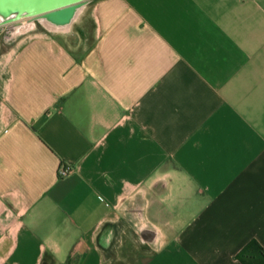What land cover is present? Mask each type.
Instances as JSON below:
<instances>
[{
    "label": "crops",
    "instance_id": "1",
    "mask_svg": "<svg viewBox=\"0 0 264 264\" xmlns=\"http://www.w3.org/2000/svg\"><path fill=\"white\" fill-rule=\"evenodd\" d=\"M14 30L0 264H241L250 240L264 249V0H89L65 28Z\"/></svg>",
    "mask_w": 264,
    "mask_h": 264
},
{
    "label": "water",
    "instance_id": "2",
    "mask_svg": "<svg viewBox=\"0 0 264 264\" xmlns=\"http://www.w3.org/2000/svg\"><path fill=\"white\" fill-rule=\"evenodd\" d=\"M85 3L86 0H0V26H15L21 19H28L65 28Z\"/></svg>",
    "mask_w": 264,
    "mask_h": 264
},
{
    "label": "trees",
    "instance_id": "3",
    "mask_svg": "<svg viewBox=\"0 0 264 264\" xmlns=\"http://www.w3.org/2000/svg\"><path fill=\"white\" fill-rule=\"evenodd\" d=\"M235 258L241 264H264V249L256 240H250L236 253ZM40 264L49 262L43 260Z\"/></svg>",
    "mask_w": 264,
    "mask_h": 264
},
{
    "label": "rangeland",
    "instance_id": "4",
    "mask_svg": "<svg viewBox=\"0 0 264 264\" xmlns=\"http://www.w3.org/2000/svg\"><path fill=\"white\" fill-rule=\"evenodd\" d=\"M89 0H86V2ZM44 25V24H43ZM18 27V25L12 26V24H6L0 26V50L9 47L15 42V38H13L10 34L14 32L15 28ZM38 29H43L41 25L38 24ZM91 29V23L89 20H82L79 24H76L74 26V30L78 31L79 34H87ZM17 38V37H16Z\"/></svg>",
    "mask_w": 264,
    "mask_h": 264
},
{
    "label": "built area",
    "instance_id": "5",
    "mask_svg": "<svg viewBox=\"0 0 264 264\" xmlns=\"http://www.w3.org/2000/svg\"><path fill=\"white\" fill-rule=\"evenodd\" d=\"M72 172V167L67 163H61L57 169L59 177H63Z\"/></svg>",
    "mask_w": 264,
    "mask_h": 264
}]
</instances>
